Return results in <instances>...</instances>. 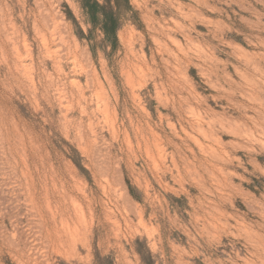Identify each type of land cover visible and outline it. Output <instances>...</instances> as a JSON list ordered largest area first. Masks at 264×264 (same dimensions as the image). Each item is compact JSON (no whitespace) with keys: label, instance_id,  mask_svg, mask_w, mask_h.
Instances as JSON below:
<instances>
[{"label":"rangeland","instance_id":"obj_1","mask_svg":"<svg viewBox=\"0 0 264 264\" xmlns=\"http://www.w3.org/2000/svg\"><path fill=\"white\" fill-rule=\"evenodd\" d=\"M0 264H264V0H0Z\"/></svg>","mask_w":264,"mask_h":264},{"label":"trees","instance_id":"obj_2","mask_svg":"<svg viewBox=\"0 0 264 264\" xmlns=\"http://www.w3.org/2000/svg\"><path fill=\"white\" fill-rule=\"evenodd\" d=\"M89 22L92 27H98L103 33V41L114 50L118 45L117 31L120 28V18L117 12L110 7L106 10L97 1L88 5ZM129 191L133 196L134 190L129 187Z\"/></svg>","mask_w":264,"mask_h":264},{"label":"bare ground","instance_id":"obj_3","mask_svg":"<svg viewBox=\"0 0 264 264\" xmlns=\"http://www.w3.org/2000/svg\"><path fill=\"white\" fill-rule=\"evenodd\" d=\"M71 231V230H70Z\"/></svg>","mask_w":264,"mask_h":264}]
</instances>
